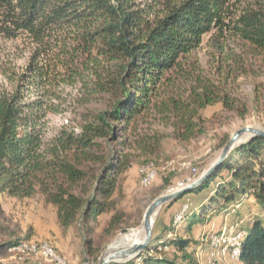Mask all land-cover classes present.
Segmentation results:
<instances>
[{
	"label": "trees",
	"instance_id": "16d2710c",
	"mask_svg": "<svg viewBox=\"0 0 264 264\" xmlns=\"http://www.w3.org/2000/svg\"><path fill=\"white\" fill-rule=\"evenodd\" d=\"M163 4L155 14L150 5L136 0H0V37H24L32 47L24 87L0 93V194L41 197L54 207L62 229L83 226L87 252L94 237L112 235L122 222L117 197L135 158L128 148L145 154L158 144L155 135L134 136L137 119L154 108L163 111V100L177 79H189L183 64L203 36H235L264 53V0L256 7H238L235 0ZM193 80L187 99L169 97L166 105L181 140L200 131L201 109L218 101L233 108L217 85ZM65 85L77 90V106L99 101L101 107L84 108L74 126L62 125L47 138L48 115L63 111L68 103L60 91ZM126 131L133 136L130 146ZM263 155L260 136L234 146L190 191L207 190L185 213L186 224L244 197L264 211ZM103 215L108 219L98 234ZM242 233L240 262L264 264V223L254 217ZM189 244L174 225L165 226L136 258L141 264H199L186 251ZM160 246L180 255L167 257Z\"/></svg>",
	"mask_w": 264,
	"mask_h": 264
},
{
	"label": "rangeland",
	"instance_id": "374dc122",
	"mask_svg": "<svg viewBox=\"0 0 264 264\" xmlns=\"http://www.w3.org/2000/svg\"><path fill=\"white\" fill-rule=\"evenodd\" d=\"M136 1L147 3L153 13L158 14L165 0ZM235 1L238 7L261 6V0ZM31 54L32 47L24 37L12 40L0 37V93L10 94L24 87L27 80L23 73ZM183 66L189 73V79H177L163 100L162 107L165 109L159 112L154 108L148 116L138 118L135 124L134 136L155 135L158 144L154 151L145 154L140 149L127 147L135 154V158L121 180L122 193L117 197V205L123 212V219L117 231L108 237H94L91 252H87L83 226L75 224L62 229L54 207L41 197L18 199L0 194V250L7 251L20 261L33 256L43 261L39 264H54L40 255L15 254L16 251L9 250L17 240L23 239L20 241L48 243L63 257L65 264H97L121 234L133 232L143 224L146 209L154 199L171 193L169 189L180 181L190 179L192 181L189 185L211 169L235 132L244 127L264 130V53L253 51L247 43L235 36L220 37L216 33H207L201 45L187 56ZM195 78L217 85L233 108H225L218 101L201 109L199 113L203 124L200 131L188 140H181L174 131L175 118L171 110L166 109L168 98L187 99L195 85ZM60 91L66 95L68 103L63 111L48 115L47 138L52 137L62 125L74 126L79 118L78 113L84 108L101 107L99 101L77 106L75 100L78 92L70 86H62ZM25 96L31 97L32 94L25 93ZM123 133L130 141L126 144L130 146L133 136L128 131ZM250 137L251 134H241L233 147ZM224 141L226 143L220 146ZM187 163H190L189 167ZM145 168L153 169L155 175L148 185L143 186L140 180ZM192 168L195 170L192 171ZM184 186L175 187L172 191ZM206 191L204 189L198 194L187 192L176 201L169 200L161 204L153 215L152 237L162 231V227L174 225L178 235L190 239L186 251L192 252L199 264H242L234 254L235 240H241L244 227L254 217L264 223V211L251 197H244L237 203L229 204L227 209L212 211L203 220L188 226L185 213L197 205ZM107 219L108 215L100 217L98 234ZM212 237L218 240L211 243ZM5 241L17 242L11 245ZM159 249L167 257L180 255L172 247L160 246ZM139 253L142 250L130 258L112 259L106 264H141V259L136 258ZM36 262L39 261L34 258L30 264Z\"/></svg>",
	"mask_w": 264,
	"mask_h": 264
},
{
	"label": "bare ground",
	"instance_id": "6f19581e",
	"mask_svg": "<svg viewBox=\"0 0 264 264\" xmlns=\"http://www.w3.org/2000/svg\"><path fill=\"white\" fill-rule=\"evenodd\" d=\"M187 167L190 166V163H187ZM195 169L192 168V171ZM155 175V171L150 168H145L142 171L140 183L143 186H146L150 183L152 178ZM186 186V185H185ZM184 186V187H185ZM183 188V187H182ZM181 189V188H180ZM179 190V189H178ZM176 191V190H175ZM174 192V191H172ZM145 239V231L143 228V224L133 232H128L121 234L108 248L107 254L104 258H107L109 261L112 259H119V258H130L131 254H126L124 257L118 255V252H128L130 247L133 244L142 243ZM218 239L216 237L211 238V243H215ZM241 248V240H235V247H234V254L239 255V251ZM9 250L16 251L15 254L19 253H28V254H35L40 255L43 259L50 261L54 264H65V260L63 257L48 243H35L31 241H19L15 245L9 248ZM48 250L49 253L45 252ZM108 261V262H109Z\"/></svg>",
	"mask_w": 264,
	"mask_h": 264
},
{
	"label": "water",
	"instance_id": "95a60500",
	"mask_svg": "<svg viewBox=\"0 0 264 264\" xmlns=\"http://www.w3.org/2000/svg\"><path fill=\"white\" fill-rule=\"evenodd\" d=\"M243 133H248V134H251L252 136H260V137L264 138V130L253 128V127H244L242 129L238 130L237 132H235L231 136L229 142L224 146L220 157L218 158L215 165L211 169L204 172L200 177H198V179H196L195 181H193L189 185H187V186H185V187H183L177 191L160 195L159 197L154 199V201L146 209V212H145L144 217H143V228L145 231L144 241L142 243H139V244H133L130 247L128 252H120L119 251L118 255L121 257H124V255H126V254L134 255V254L140 252L141 250H143L149 244V242L151 241V238H152L153 215H154L156 209L161 204H163L164 202L169 201V200H173V199H175V198H177V197H179V196H181L187 192H190L195 186L201 184L209 176L211 171L216 166L220 165V163L227 156V153L233 147L235 141ZM106 254H107V251L104 253V255L102 256V258L100 259V261L97 264H106L109 261L107 258H104Z\"/></svg>",
	"mask_w": 264,
	"mask_h": 264
},
{
	"label": "crops",
	"instance_id": "0c3cea01",
	"mask_svg": "<svg viewBox=\"0 0 264 264\" xmlns=\"http://www.w3.org/2000/svg\"><path fill=\"white\" fill-rule=\"evenodd\" d=\"M193 194L194 193H189L188 195H193ZM162 231H163V227H162ZM162 231L156 233L155 235H159L160 233H162ZM32 257L33 256H30V258H28L27 260L22 259L24 261H20L19 259H15L13 256H11L10 253H8L7 251H4L3 249L0 250V264H30L34 258L39 262L32 264H39L40 262H43L40 259H37L36 257L34 258Z\"/></svg>",
	"mask_w": 264,
	"mask_h": 264
},
{
	"label": "built area",
	"instance_id": "2783aa9c",
	"mask_svg": "<svg viewBox=\"0 0 264 264\" xmlns=\"http://www.w3.org/2000/svg\"><path fill=\"white\" fill-rule=\"evenodd\" d=\"M195 173H196V172H195ZM195 173H192V174L195 175ZM189 180H190V179H189ZM189 180H186V181H180L175 187H180L181 185H187L189 182L192 181V180H190V181H189ZM175 187L169 189V191L172 192V190H173ZM45 252L49 253L48 250H45Z\"/></svg>",
	"mask_w": 264,
	"mask_h": 264
}]
</instances>
